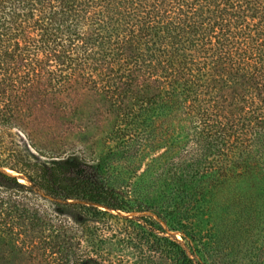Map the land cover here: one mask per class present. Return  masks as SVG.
<instances>
[{
	"label": "trees",
	"instance_id": "obj_1",
	"mask_svg": "<svg viewBox=\"0 0 264 264\" xmlns=\"http://www.w3.org/2000/svg\"><path fill=\"white\" fill-rule=\"evenodd\" d=\"M75 89L100 96L117 117L133 114L129 101L146 102L154 135L194 139L205 157L172 168L184 196L211 199L243 181L264 199V0H0V264L22 251L12 221L47 225L8 193L41 198L82 228L125 209V195L79 156L5 157L9 133L29 137L41 111L66 116ZM61 229L60 263L85 264ZM165 242L178 264H198Z\"/></svg>",
	"mask_w": 264,
	"mask_h": 264
},
{
	"label": "rangeland",
	"instance_id": "obj_2",
	"mask_svg": "<svg viewBox=\"0 0 264 264\" xmlns=\"http://www.w3.org/2000/svg\"><path fill=\"white\" fill-rule=\"evenodd\" d=\"M133 102H128L133 106L130 117H117L107 113L109 103L103 98L75 89L66 97L70 108L66 116L41 111L29 137L9 133L5 157L36 154L38 161H47L51 156H79L98 166L105 182L126 200L120 213L112 211V217L91 220L82 228L57 217L53 206L41 198L8 193L12 202L43 213L47 225L20 229L12 221L11 232L22 251L21 256L9 252L6 258L12 264H61L56 243L63 228L85 264H178L165 240L198 264H264V199L262 190L257 191L262 188L256 185L249 191L247 183L232 181L211 199L184 196L172 179V168L205 157L204 149L189 137L174 141L171 132L154 135L152 114L145 115L143 109L146 102L143 106ZM158 125L165 127L164 122ZM32 141L41 153L31 147ZM204 181L199 186L207 190L211 185Z\"/></svg>",
	"mask_w": 264,
	"mask_h": 264
}]
</instances>
